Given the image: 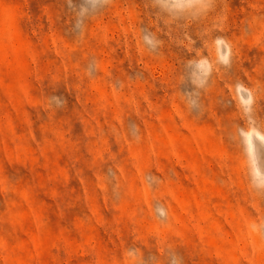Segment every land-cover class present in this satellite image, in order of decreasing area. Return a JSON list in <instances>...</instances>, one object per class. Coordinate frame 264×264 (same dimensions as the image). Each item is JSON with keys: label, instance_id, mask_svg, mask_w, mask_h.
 <instances>
[{"label": "rangeland", "instance_id": "obj_1", "mask_svg": "<svg viewBox=\"0 0 264 264\" xmlns=\"http://www.w3.org/2000/svg\"><path fill=\"white\" fill-rule=\"evenodd\" d=\"M0 264H264V0H0Z\"/></svg>", "mask_w": 264, "mask_h": 264}]
</instances>
